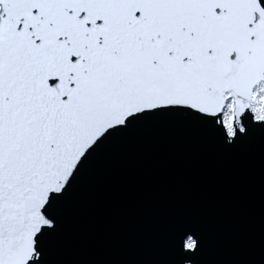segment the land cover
<instances>
[{
	"label": "snow or ice",
	"instance_id": "obj_1",
	"mask_svg": "<svg viewBox=\"0 0 264 264\" xmlns=\"http://www.w3.org/2000/svg\"><path fill=\"white\" fill-rule=\"evenodd\" d=\"M161 123L255 151L264 208V0H0V264H77L69 204ZM141 264H209L202 222L170 217Z\"/></svg>",
	"mask_w": 264,
	"mask_h": 264
},
{
	"label": "water",
	"instance_id": "obj_2",
	"mask_svg": "<svg viewBox=\"0 0 264 264\" xmlns=\"http://www.w3.org/2000/svg\"><path fill=\"white\" fill-rule=\"evenodd\" d=\"M200 220L209 264H260L264 208L255 151L225 154L195 130L161 123L117 145L65 213L60 245L77 264L163 259L174 215Z\"/></svg>",
	"mask_w": 264,
	"mask_h": 264
}]
</instances>
